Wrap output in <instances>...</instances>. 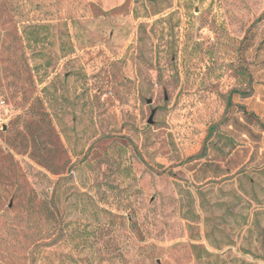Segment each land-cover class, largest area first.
Returning a JSON list of instances; mask_svg holds the SVG:
<instances>
[{"label":"rangeland","instance_id":"374dc122","mask_svg":"<svg viewBox=\"0 0 264 264\" xmlns=\"http://www.w3.org/2000/svg\"><path fill=\"white\" fill-rule=\"evenodd\" d=\"M262 124L264 0H0V264H264Z\"/></svg>","mask_w":264,"mask_h":264},{"label":"trees","instance_id":"16d2710c","mask_svg":"<svg viewBox=\"0 0 264 264\" xmlns=\"http://www.w3.org/2000/svg\"><path fill=\"white\" fill-rule=\"evenodd\" d=\"M245 115L249 118H254L259 122L257 115L254 112H248L247 110L244 111ZM263 125V124H262ZM264 126V125H263Z\"/></svg>","mask_w":264,"mask_h":264},{"label":"water","instance_id":"95a60500","mask_svg":"<svg viewBox=\"0 0 264 264\" xmlns=\"http://www.w3.org/2000/svg\"><path fill=\"white\" fill-rule=\"evenodd\" d=\"M149 122H151V120H149Z\"/></svg>","mask_w":264,"mask_h":264}]
</instances>
